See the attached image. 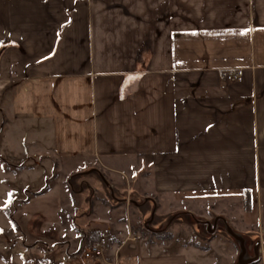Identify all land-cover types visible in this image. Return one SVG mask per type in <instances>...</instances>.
I'll list each match as a JSON object with an SVG mask.
<instances>
[{"label":"crops","instance_id":"obj_1","mask_svg":"<svg viewBox=\"0 0 264 264\" xmlns=\"http://www.w3.org/2000/svg\"><path fill=\"white\" fill-rule=\"evenodd\" d=\"M43 159H139L161 196L264 191V0H0V215L24 210L0 244L17 221L66 264H200L110 219L114 243L85 259L100 220L71 228L54 189L26 196ZM4 248L0 264H33Z\"/></svg>","mask_w":264,"mask_h":264},{"label":"rangeland","instance_id":"obj_2","mask_svg":"<svg viewBox=\"0 0 264 264\" xmlns=\"http://www.w3.org/2000/svg\"><path fill=\"white\" fill-rule=\"evenodd\" d=\"M9 162L15 163L12 160ZM38 163L42 164V184L40 176H34L37 180L33 181L32 186L37 190L28 192L26 196L37 197L54 189L58 193L65 226L70 224L74 228L75 224V228L82 226L87 229L94 225L93 218L100 220L98 224L103 223L101 219L116 220L120 224L125 223L127 230L146 242L171 240L195 247L200 252L199 256H203H194L200 264H247L255 258L257 242L264 241V191L257 190L250 195L243 192L169 197L153 193L150 169L139 159L108 162L92 160L84 163L43 159ZM1 165L5 166L4 163ZM22 167L25 168V165ZM47 202L41 201V204ZM8 203L3 201L5 206ZM7 209L15 220L24 211L13 201ZM5 211L3 208V215H0L2 234L6 232L2 220ZM45 213L49 214L44 212V216ZM114 225H99L103 229L102 233L107 235L104 239L108 246L116 238L112 231ZM12 226L15 233L11 234L10 241L2 239L0 245L5 250L11 249L15 258L21 257V261L33 264L50 263L51 260H60L61 264H66L61 254L49 255L54 248L51 246L52 238L38 244L26 238L21 240L20 223L16 221ZM45 226L44 235L50 234L51 224ZM88 235L84 232L82 234L81 239L85 244ZM240 238L244 240L247 251L242 259ZM74 248L81 247L75 245ZM260 250V260L250 264H264V245ZM30 252H37L40 257L31 262L28 255Z\"/></svg>","mask_w":264,"mask_h":264},{"label":"built area","instance_id":"obj_3","mask_svg":"<svg viewBox=\"0 0 264 264\" xmlns=\"http://www.w3.org/2000/svg\"><path fill=\"white\" fill-rule=\"evenodd\" d=\"M237 78L238 75L236 74L227 76V80L231 82L237 80ZM80 235L82 236V234ZM105 246H107V240L103 239L100 243L88 248L84 254V258L87 260L100 261L104 257V253L106 251Z\"/></svg>","mask_w":264,"mask_h":264},{"label":"trees","instance_id":"obj_4","mask_svg":"<svg viewBox=\"0 0 264 264\" xmlns=\"http://www.w3.org/2000/svg\"><path fill=\"white\" fill-rule=\"evenodd\" d=\"M47 190V189H46ZM246 194H251V191L245 192ZM6 213L9 214V209H6ZM104 239V235L102 236L99 232H92L87 237V246L92 247L95 244L100 243Z\"/></svg>","mask_w":264,"mask_h":264},{"label":"water","instance_id":"obj_5","mask_svg":"<svg viewBox=\"0 0 264 264\" xmlns=\"http://www.w3.org/2000/svg\"><path fill=\"white\" fill-rule=\"evenodd\" d=\"M240 239H241V242H242V254H241V259H242L243 257L246 256L247 251H246V248L244 246V240H242V238H240ZM262 245H264V241L263 242L262 241H258L257 242V244L255 246V258L253 260H249L247 262V264L254 263V261L260 260V256H261L260 248H261Z\"/></svg>","mask_w":264,"mask_h":264}]
</instances>
